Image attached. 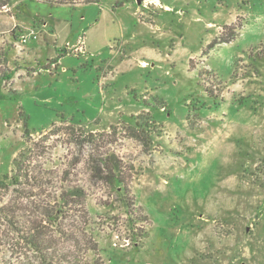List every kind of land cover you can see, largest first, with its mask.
<instances>
[{
	"label": "rangeland",
	"instance_id": "rangeland-1",
	"mask_svg": "<svg viewBox=\"0 0 264 264\" xmlns=\"http://www.w3.org/2000/svg\"><path fill=\"white\" fill-rule=\"evenodd\" d=\"M8 1L0 178L22 153L57 190L78 184L88 211L85 226L63 221L70 240L44 223L58 245L43 253L78 264H264V0ZM230 25L238 35L208 49ZM109 154L128 167L130 208L105 177ZM14 197L0 189V206ZM0 264H42L1 216Z\"/></svg>",
	"mask_w": 264,
	"mask_h": 264
},
{
	"label": "trees",
	"instance_id": "trees-1",
	"mask_svg": "<svg viewBox=\"0 0 264 264\" xmlns=\"http://www.w3.org/2000/svg\"><path fill=\"white\" fill-rule=\"evenodd\" d=\"M42 1L50 4L69 5L80 2H100V0ZM8 2V0H0V8ZM240 26L238 28L232 25L226 26L229 29L233 28L232 35L226 38H214L207 48L211 49L218 44L230 42L238 35ZM206 91L209 93V89ZM25 133H28L27 129ZM101 161L106 171V179L110 180V183L116 181L119 184L125 199V206L127 208L132 207L134 202L130 194L128 167L124 166L114 154L106 155ZM50 174L41 165L33 164L31 158H24L22 153L16 156L13 160L12 170L0 178V189H12L15 193L14 198H10L9 202L0 206V216L10 224L18 238L22 239L33 251L41 253L42 264H78L75 260L69 259L67 252L62 253L57 250L56 253H50V255L43 253L45 249L52 246V243L54 246L58 245V239L54 241V237L48 233L44 223L57 226L55 234L62 232L63 239L70 240L73 238L74 232L65 228L63 221L78 215L85 226L87 223L83 219H86L88 214L84 204V190L78 184H73L67 188L59 187L57 190V187L54 186L56 179ZM24 202L29 204L32 213L25 214L22 212L25 209L23 207ZM80 232L87 236V249L94 251L97 248L96 241L91 235H87L83 228Z\"/></svg>",
	"mask_w": 264,
	"mask_h": 264
},
{
	"label": "clouds",
	"instance_id": "clouds-1",
	"mask_svg": "<svg viewBox=\"0 0 264 264\" xmlns=\"http://www.w3.org/2000/svg\"><path fill=\"white\" fill-rule=\"evenodd\" d=\"M242 34L246 35L247 34V30H242Z\"/></svg>",
	"mask_w": 264,
	"mask_h": 264
},
{
	"label": "crops",
	"instance_id": "crops-1",
	"mask_svg": "<svg viewBox=\"0 0 264 264\" xmlns=\"http://www.w3.org/2000/svg\"><path fill=\"white\" fill-rule=\"evenodd\" d=\"M155 2H158V0H154ZM145 61H143V63H144ZM146 63V62H145Z\"/></svg>",
	"mask_w": 264,
	"mask_h": 264
},
{
	"label": "water",
	"instance_id": "water-1",
	"mask_svg": "<svg viewBox=\"0 0 264 264\" xmlns=\"http://www.w3.org/2000/svg\"><path fill=\"white\" fill-rule=\"evenodd\" d=\"M139 2V1H138Z\"/></svg>",
	"mask_w": 264,
	"mask_h": 264
}]
</instances>
